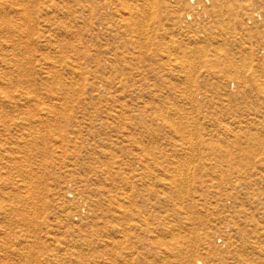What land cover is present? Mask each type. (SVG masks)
I'll return each mask as SVG.
<instances>
[{
  "label": "rangeland",
  "instance_id": "obj_1",
  "mask_svg": "<svg viewBox=\"0 0 264 264\" xmlns=\"http://www.w3.org/2000/svg\"><path fill=\"white\" fill-rule=\"evenodd\" d=\"M152 1L0 0V264H264V0Z\"/></svg>",
  "mask_w": 264,
  "mask_h": 264
},
{
  "label": "bare ground",
  "instance_id": "obj_2",
  "mask_svg": "<svg viewBox=\"0 0 264 264\" xmlns=\"http://www.w3.org/2000/svg\"><path fill=\"white\" fill-rule=\"evenodd\" d=\"M145 1H146V0H145ZM151 1H152V0H151ZM216 1H218V0H216ZM216 1H215V2H216ZM152 2H153V1H152ZM136 3H137V2H136ZM151 4H152V3H151ZM219 6H220V3H219ZM221 6H222V5H221ZM218 8H219V10H220V7H218ZM221 8H222V7H221ZM224 9H225V8H224ZM151 12H152V11H151ZM151 12H150V13H151ZM221 12H222V11H221ZM126 13H127V12H126ZM130 14H131V13H130ZM148 15H149V13H148ZM149 16H150V15H149ZM221 16H222V15H221ZM145 21H146V20H145ZM145 24H146V23H145ZM143 25H144V24H143ZM145 28H146V27H145ZM250 59H251V58H250ZM231 86H232V85H231ZM187 139H188V138H187ZM187 139H186V140H187ZM116 201H117V200H116ZM116 204H118V203H116ZM109 205H110V203H109Z\"/></svg>",
  "mask_w": 264,
  "mask_h": 264
}]
</instances>
